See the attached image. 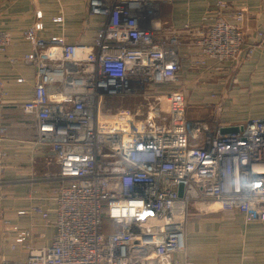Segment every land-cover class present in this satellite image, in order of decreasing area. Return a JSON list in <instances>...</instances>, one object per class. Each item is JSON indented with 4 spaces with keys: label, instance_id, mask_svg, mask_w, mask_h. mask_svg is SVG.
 I'll return each instance as SVG.
<instances>
[{
    "label": "built area",
    "instance_id": "obj_1",
    "mask_svg": "<svg viewBox=\"0 0 264 264\" xmlns=\"http://www.w3.org/2000/svg\"><path fill=\"white\" fill-rule=\"evenodd\" d=\"M171 1L88 0V15L99 18L90 44L40 38L42 14L35 13L23 32L31 47L23 60L36 74L22 110L31 115L34 145L48 153L46 167H56L47 174L57 183L56 230L50 245L28 248L25 262L4 264H191L174 260L185 251L189 205L248 219L264 214V117L226 134L220 106L210 120L187 117L183 94L172 89L182 85L180 44L159 37V9ZM227 1L214 0V18L199 30L184 25L202 59L233 61L241 52L243 35L222 16ZM9 42L0 30V52ZM2 109L0 102V136ZM4 157L0 152V186ZM31 211L48 217L39 207ZM5 232L15 235L13 249L24 246L26 231Z\"/></svg>",
    "mask_w": 264,
    "mask_h": 264
},
{
    "label": "crops",
    "instance_id": "obj_2",
    "mask_svg": "<svg viewBox=\"0 0 264 264\" xmlns=\"http://www.w3.org/2000/svg\"><path fill=\"white\" fill-rule=\"evenodd\" d=\"M87 9L88 0H0V30L10 37L8 47L0 52V83L5 91L0 95L5 131L0 136V152L5 153L1 178L6 182L0 186V264L25 262L28 248L50 245L56 230L52 191L57 183L47 176L56 167H46L48 153L44 147L34 145L31 115L22 110V105L33 98L36 74L35 68L23 60L31 49L23 32L36 22L35 13L39 11L43 24L40 38L62 36L71 44H90L99 18L90 17ZM159 14L183 39L179 75L192 93L185 98L187 105L201 104L205 110L198 107L197 112L208 114L220 106L218 119L225 126H241L250 118L264 117V48L257 47L264 37V0L227 1L222 16L238 27L243 46L237 60L226 62L202 59L195 43L189 49L186 46L195 37L183 30L184 25L199 30L209 24L216 14L214 0H172L160 7ZM237 14H241L240 22L235 21ZM65 15L68 18L62 23H52L54 17ZM203 17L207 19L205 24ZM188 118L206 121L211 117ZM35 207L47 212V219L32 212ZM193 210L188 211V217L197 216L199 211ZM19 211L25 213L18 215ZM232 213H227L230 218L220 230L209 228L205 232V242L194 236V227L189 225L185 251L176 254L174 260L191 264H264V214L248 219L246 214ZM12 226L28 233L23 247L12 248L15 235L5 232Z\"/></svg>",
    "mask_w": 264,
    "mask_h": 264
},
{
    "label": "rangeland",
    "instance_id": "obj_3",
    "mask_svg": "<svg viewBox=\"0 0 264 264\" xmlns=\"http://www.w3.org/2000/svg\"><path fill=\"white\" fill-rule=\"evenodd\" d=\"M163 21V19H161ZM164 22V21H163ZM174 30V29H173ZM171 30L169 28V25H167L166 23L163 24V28L160 30L159 32V37L162 38H169L170 36H175V38L177 39V41L180 44V48L183 47V39L180 36H176V30ZM195 43V39H191L190 44H186L187 48H191L192 46H194ZM172 89L178 90L180 91L184 98H186L189 95H192L191 90L186 89V86L184 84H182L181 86H176L173 87ZM186 101V100H185ZM195 104V105H194ZM193 104V107L190 105H187L186 103V115L190 118H205V117H212L213 112L215 109H210L209 114L206 113H201V112H197L199 110L198 107H203V105H199L196 104V102ZM136 106L140 107V104H136ZM205 110V108H204ZM207 111V110H206ZM222 111V109H221ZM189 112V113H188ZM189 114V115H188ZM204 204V203H203ZM188 209H194L193 211H199L196 213V217H188L189 213H187V221L186 224L184 226V237H185V246H186V239L188 236V226L192 225V227H194L193 230H195L194 232V236L198 237L200 241L205 242V240L207 238H204L205 236V232L207 230H209V228H213L215 230H220L223 227V224H225V221L229 220L227 217V213L222 212L221 210H218L216 206H213V208H207L206 206L202 205L200 202L195 203V205L193 206L192 204L188 206ZM233 214V213H231ZM197 231H203V233L201 235L196 234ZM193 235V234H192ZM201 237V238H200Z\"/></svg>",
    "mask_w": 264,
    "mask_h": 264
},
{
    "label": "water",
    "instance_id": "obj_4",
    "mask_svg": "<svg viewBox=\"0 0 264 264\" xmlns=\"http://www.w3.org/2000/svg\"><path fill=\"white\" fill-rule=\"evenodd\" d=\"M237 127L236 126H229V127H224L221 129V133H233V132H236L237 131ZM181 192H182V186L180 185L179 188H178V196L180 197L181 196Z\"/></svg>",
    "mask_w": 264,
    "mask_h": 264
},
{
    "label": "trees",
    "instance_id": "obj_5",
    "mask_svg": "<svg viewBox=\"0 0 264 264\" xmlns=\"http://www.w3.org/2000/svg\"><path fill=\"white\" fill-rule=\"evenodd\" d=\"M104 224H105V229L109 230V222L107 220H104Z\"/></svg>",
    "mask_w": 264,
    "mask_h": 264
}]
</instances>
